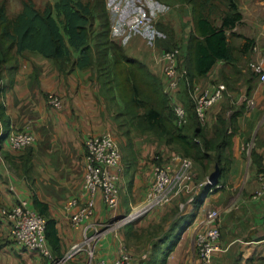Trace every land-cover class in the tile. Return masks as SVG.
<instances>
[{"label":"crops","instance_id":"1","mask_svg":"<svg viewBox=\"0 0 264 264\" xmlns=\"http://www.w3.org/2000/svg\"><path fill=\"white\" fill-rule=\"evenodd\" d=\"M108 3L109 0H106L107 5ZM151 3L157 7L161 3L167 6L166 2L157 0H152ZM256 3L264 5L262 0L248 1L246 27H260L262 31L264 20L256 17L258 13H254L256 10L261 11V8L256 9ZM111 4L119 6L124 4V0H112ZM142 4H139L140 7L144 6ZM19 8L16 7V12ZM167 10L165 14H156L154 21L163 18L169 23L173 22L169 12L170 6ZM113 15H109L110 29L115 31L116 38L119 39L122 32L127 31L124 28L123 31L121 28L116 30ZM182 17V20L188 21V31L192 21L187 15ZM254 23L257 26L254 27ZM247 29L245 28L243 36L236 32V37H241L238 43L252 37L253 34ZM136 33V49L132 47L128 51L129 48H126V52L133 57L138 55L135 58L146 63L150 70L164 81L165 77L154 59L158 50L152 48L150 52L147 48L150 34L142 30ZM241 54L243 52L238 51L236 55ZM25 55L19 60L11 80L5 73L2 77V104L9 119V126L32 133L35 141L27 147L28 150H16L9 146L5 136L2 140L0 138V208L13 205L20 197L32 200V196H36L45 202L50 215L56 221L60 252L64 256L72 245L82 242L85 233L91 234V224H97L99 230H102L103 225L109 222L114 214L117 213L118 217L127 215L143 204L152 182L153 162L148 159H132L133 152L131 155V150L124 149L118 182L117 212L105 206L98 190L94 195L92 216L84 220L79 228H74L70 217L89 198V192L84 189L82 180L85 155L83 141L89 134L117 129V124L112 118L113 111L106 105L105 94L95 71L75 68L63 72L58 70L51 60L39 54L26 52ZM261 57L264 60V52ZM222 70L225 73L232 72L225 62L217 61L205 78L197 84L208 83L211 77L221 78ZM244 70L245 67L242 66V72ZM47 93L57 94L62 100V107L49 106L46 103ZM247 98L253 100V105L246 107V111L238 119L239 131L233 138L232 157L226 170L225 182L222 187L219 185L218 190L216 189L215 201L206 196L191 224L179 233L191 210L190 206L180 211L175 207L176 201L157 205L135 221L102 230L90 245L84 244L80 251L63 264H89L91 251L94 259H113L119 255L122 247H126L135 258L145 256L150 260L152 257V264H197L195 235L207 226L203 221L208 209L219 211L218 244L221 247V250L214 253L211 264H264V195L258 199L251 198L259 184L257 176L250 169L249 153L243 154L244 143H247L249 138L254 139L259 128L258 120L264 119V84L256 80L251 96ZM2 128L0 127V132H3ZM27 160L30 161V168L28 164L25 165ZM219 189L225 191L219 192ZM70 199H75L76 203L67 210L66 203ZM176 234L179 236L173 248L165 255ZM0 264H45L39 253L24 249L14 242L10 236L9 222L1 214Z\"/></svg>","mask_w":264,"mask_h":264},{"label":"trees","instance_id":"2","mask_svg":"<svg viewBox=\"0 0 264 264\" xmlns=\"http://www.w3.org/2000/svg\"><path fill=\"white\" fill-rule=\"evenodd\" d=\"M176 1L185 4L192 26L183 39L178 40L168 21L157 20L153 25L152 43L158 51L179 49L176 61L180 75L179 94L176 89L169 96L164 91L166 80L152 72L146 63L129 55L112 38L106 0H54L42 6L34 0H20L19 10L11 15L7 11L8 0H0V91L2 94L4 73L11 80L26 52L51 60L63 72L75 68L90 69L95 71L106 98L115 108L120 107L112 115L119 128L127 124L126 133L133 128L141 134H152L165 145L174 146L180 156L199 164L202 174L198 179L194 177V183L205 180L216 163L220 169L217 183L204 184L195 193L180 233L194 221L210 188L218 189L216 185L222 187L225 182L223 175L231 161L233 138L239 131L238 119L246 111V98L251 96L257 79L249 65L242 72L235 53L248 50L254 39L246 38L242 46L237 47L227 34L242 19L239 0ZM217 61L225 62L232 72L222 70L220 82L226 86L224 96L207 109L206 120L201 123L195 113L194 86L205 78ZM210 81V84L214 82ZM237 85H241L243 91L239 94H243L240 101H236ZM176 104L186 111L187 121L183 125L176 123ZM120 117L123 118L121 122ZM0 119L4 127L2 140L10 129L2 102ZM261 126L264 128V123ZM253 141L249 152L250 169L257 176L264 171V135L256 133ZM183 199V195L174 198L175 207ZM30 204L45 218V237L52 254L62 257L56 221L50 215L48 205L36 196H32ZM178 236L173 238L165 255L173 248ZM42 257L46 264L48 259ZM146 262L152 264V257Z\"/></svg>","mask_w":264,"mask_h":264},{"label":"built area","instance_id":"3","mask_svg":"<svg viewBox=\"0 0 264 264\" xmlns=\"http://www.w3.org/2000/svg\"><path fill=\"white\" fill-rule=\"evenodd\" d=\"M148 21L149 17L145 11L138 9L129 13L123 19V26L126 31L139 32L147 26ZM154 32L155 30L148 36L147 48L150 52L154 48L152 43ZM178 53L179 49L175 47L158 51L157 56L154 57L172 92L178 86L180 79V75L176 70ZM249 66L258 76V81L264 84V60L249 62ZM225 90L226 86L223 82H214L205 86L195 84L193 90L195 113L201 123L206 120L207 109L223 98ZM164 91L166 92L165 87ZM0 102L3 103L1 91ZM46 103L54 108L62 107V100L55 93H47ZM246 104L252 106L253 100L247 98ZM174 113L178 125L186 123V111L182 105H174ZM0 127L2 128L1 122ZM1 135L2 131L0 132V138ZM5 139L9 146L16 150L30 146L35 141L32 133L15 127H10ZM83 144L85 155L82 180L84 189L89 192V198L84 205L79 206L75 213H72L70 221L74 228H79L84 220H88L92 216L94 195L98 190H100L103 202L108 209L117 212L119 205L118 182L122 171V155L117 141L106 130L87 135ZM252 146L253 140L247 142L243 149L246 153H249ZM154 159L157 160L152 163V182L146 192L143 204L124 217H118L115 212L116 214L113 215L111 220L103 225L102 230L134 220L157 205L171 202L179 195L186 196L183 202H179L180 208L183 205L184 207H192L195 193L202 185L207 184V179L197 183L193 182L195 174L192 160L180 155H173L165 162L159 161L157 156ZM257 181L259 186L252 194V199H258L264 195V171L257 175ZM216 187H219V184ZM210 190L212 189L210 188ZM75 203V199L68 200L66 209L70 210ZM0 214L8 220L10 236L14 242L22 248L35 251L46 257L48 259L46 264H63L65 260L80 251L84 244L90 245L102 232L97 224H91L93 226L91 234L85 233L82 242L72 245L64 256L57 257L52 254L46 241L45 218L32 208L27 197H20L13 205L0 208ZM218 218L219 211L216 209H208L205 213L203 223L207 226L195 235L197 264H211L214 252L221 250L218 244L220 237ZM262 242L264 250V239H262ZM89 254V264H147L145 256L135 259L126 247H122L119 255L113 259L105 257L94 259L92 258V251Z\"/></svg>","mask_w":264,"mask_h":264},{"label":"rangeland","instance_id":"4","mask_svg":"<svg viewBox=\"0 0 264 264\" xmlns=\"http://www.w3.org/2000/svg\"><path fill=\"white\" fill-rule=\"evenodd\" d=\"M34 1H35V3L38 6H42L45 3H53L54 2V0H34ZM248 1L249 0H239V9H240V11L242 10V13H243L242 19L244 21H242V19H241V21L237 25L234 26L235 29L233 27V29L227 31L228 32L227 34L229 35V39H230L231 43L232 42L235 43L237 45V47H241L242 44L245 42L244 41L243 43H238V42L241 41L240 40L241 37L240 38L236 37V32H239L240 35L243 36L245 28L247 29V27H246L247 23L245 22V20H246V18L248 16V13H246L248 11V9H249ZM111 2H112V0H109L108 5L106 4V6H108L107 10L110 13L109 15H113L111 12H115L116 13L115 15H113L114 19H115V23H116V30H119L121 28V31H123V28H124L123 19L129 13H131V12H133L135 10H138V9H142V10L145 11L146 15L149 17V21L147 23V26H145L142 29V32H144V33L149 35L154 30L153 25H154V22H155L154 19L156 17V14H158V13H161V14L164 13L165 14L166 11L168 12L167 7L170 6L171 10L169 12L171 14L170 15L171 20L173 21V22L170 23V25L172 26L171 30H172L173 34L175 35V37L178 40L179 39H183V37L189 31V30L188 31L186 30V25H187L188 21L186 22V21L182 20V18H183L182 16H186L187 15V8L185 7V4H183L180 1L178 2L176 0L175 1L174 0H168L166 2L167 6H163L162 3H161V5L159 7H157V5H152V3H151L152 0H124V4L119 5V6L112 5ZM139 4H142L144 6L140 7ZM240 6H241V8H240ZM256 6L258 7L256 9L261 8V11L260 10H256L254 12V13H258V14H256V17L264 20V5H257V3H256ZM16 7H20V0H8L7 11H8L9 15H11V14L16 12V10H17ZM176 16H177V18H176ZM158 19L159 20L160 19L164 20L166 22V20L163 19V18H158ZM255 26H257L256 23H254V27ZM247 30L249 31L250 34H253L252 37H249V38H253L254 41H253V45L248 50L243 52V54L238 55V57L240 59L239 65H240L241 68H242V66L247 68L248 65H249V62L261 60L262 59L261 56H262V54L264 52V29L261 31V29L259 27L258 29L257 28H251V29H247ZM112 31L113 30H111V32ZM111 35H112V33H111ZM112 36H113V38L116 39V40L115 39L114 40L117 43L121 44L125 49L129 48L128 51H130V49H132V47L134 49H136L135 48L136 47L135 43L137 41L136 37H138V33L133 32V31H128V30H127V32L123 31L121 37L118 39V38H116L115 31H113V35ZM238 51H235V53L238 54ZM135 53L136 52H134V54ZM255 56H257V57H255ZM135 57H138V55L135 54ZM246 72H247V69H246V71L244 73H246ZM257 77L258 76L255 74L254 78H256L258 80ZM213 78H215V77H211L212 81L220 82V78H216V79H213ZM210 82L211 81H208V83H205V84L200 83V85L205 86V85L210 84ZM214 82H212V83H214ZM164 87L166 89L167 94L169 96H172L173 92L168 87L167 83H165ZM177 87L173 91H175L177 89L178 90V94H179V88H177ZM237 90H238V92H237L238 96H237V100L236 101H240L241 97H243V94H241L239 96V94L243 92L242 91V86L241 85H237ZM233 96H235V95H233ZM105 98H106V96H105ZM106 105L108 107H110V109L113 112H117V111L120 110L119 106H117L115 108L114 104L110 100H108L107 98H106ZM246 107L248 108V105ZM226 113H229V110ZM122 119L123 118L120 117V122L122 121ZM263 120H261V121L258 120V127L259 128L256 131V133L261 135V136L264 135V128H263V126H260ZM209 123L207 121V125L208 126H209ZM128 127L129 126L126 124V125H123V127L120 126L121 129L118 127V125H117V129H108V131L114 136L115 140L118 143V146L120 148V152H121V155H122V163H123V156H124L123 150L124 149H126V151L127 150H129V151L131 150V152H133V156L134 157L132 159H137V158L148 159V160L151 161V163L153 161L157 160V159H154L155 156H157L159 158V161L165 162V161H168L171 158V156L179 155L178 152L174 151V148H175L174 146L165 145L162 141H159L158 139L154 138V136L152 134H141V133H138L137 131H135L133 128H131L126 133L125 130ZM154 139H156L157 141L154 140ZM251 140H254V139L249 138L247 140V142H249ZM253 144H254V141H253ZM245 145H246V143H244V146ZM133 146H135V149H133ZM124 152H125V150H124ZM245 152L246 151L243 150V154ZM131 155H132V153H131ZM135 156H136V158H135ZM244 157H245V155H244ZM192 162H193V171H194L195 177L197 176L196 178L198 179V176L202 174L200 165L196 164L193 160H192ZM25 163H26L25 165H27L28 163H30V161L27 160ZM214 165H215V163L213 164L212 169H210L208 171V174L211 171H213ZM28 167L30 168V164H28ZM242 173H243V169H242V172L240 174V177H241ZM208 174H207V176H208ZM225 175H226V172L223 175L224 178H225ZM244 175H245V173H244ZM246 175H247V173H246ZM207 176L205 177V180L207 179ZM221 179H222V177H221ZM240 180H241V178H240ZM223 191H225V190L224 189H219V192H223ZM215 194H216V189H215L214 186H212V190H210V192L208 193V198L211 201H215L214 200V195ZM183 196L186 199V196L185 195H183ZM185 199L181 200V202H183ZM173 201H175V200H172L171 202H173ZM187 207H184V205H183L182 208H180L179 205H178V209L180 211L185 210ZM147 213L148 212L144 213L140 217L144 216ZM140 217H138V218H140ZM138 218L134 219L133 221L137 220ZM150 229H152V224L150 225Z\"/></svg>","mask_w":264,"mask_h":264},{"label":"water","instance_id":"5","mask_svg":"<svg viewBox=\"0 0 264 264\" xmlns=\"http://www.w3.org/2000/svg\"><path fill=\"white\" fill-rule=\"evenodd\" d=\"M219 174H220V169L218 165L215 163L213 171H211L207 176V185L216 184ZM124 216H127V215H124ZM124 216H120V217H124Z\"/></svg>","mask_w":264,"mask_h":264}]
</instances>
